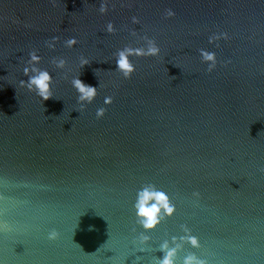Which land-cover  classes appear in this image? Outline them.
Masks as SVG:
<instances>
[{
    "label": "water",
    "instance_id": "water-1",
    "mask_svg": "<svg viewBox=\"0 0 264 264\" xmlns=\"http://www.w3.org/2000/svg\"><path fill=\"white\" fill-rule=\"evenodd\" d=\"M40 71L46 101L20 84ZM145 189L173 208L153 228ZM173 250L172 264H264V0H0V264H161Z\"/></svg>",
    "mask_w": 264,
    "mask_h": 264
},
{
    "label": "clouds",
    "instance_id": "clouds-1",
    "mask_svg": "<svg viewBox=\"0 0 264 264\" xmlns=\"http://www.w3.org/2000/svg\"><path fill=\"white\" fill-rule=\"evenodd\" d=\"M100 12L101 13H106L107 12V7L105 5H101L100 7ZM175 13L169 9L167 10V17H172L174 16ZM133 22H137V18L133 17ZM113 25L112 23L108 24V31L112 32ZM58 37H54L52 41L57 40ZM77 43V40L75 38H71L66 41V44L68 47H72ZM48 47H53V44L51 42H48ZM132 50H124L119 53V60L117 61L118 63V68L119 70L123 73L124 77L130 78L132 73L135 71L134 66L129 62L128 60V54H131ZM159 53V48L156 47L154 44L149 47L147 54L148 55H157ZM137 54H144L143 52H137ZM201 55L205 61H212V65L209 67V71L212 70V67L215 66V55L213 53H208V52H201ZM40 57L36 54L35 51L30 53V60L29 63L33 62H39ZM65 63L64 60L59 61L58 66H63ZM87 60L81 61V65L83 66L84 64H87ZM32 71H37L35 68L32 69ZM29 69L25 68L24 73L25 75H28ZM21 86L24 87L26 86L29 91H33V88L36 91V94L43 100L46 101L49 98H51V77L47 71H40L38 75H34L29 77V80L27 84H25V81L20 82ZM73 86L77 88V90L81 93L79 99L80 100H87L89 102L92 101V99L96 95V89L94 87L85 85L79 78L75 79L73 81ZM105 103L106 104H111L112 103V98L111 97H106L105 98ZM105 114V109L101 108L97 111L96 115L98 118L103 117ZM156 201V203H153L149 206V201ZM137 210H138V215L143 218V223L145 228H153L157 223H158V214L160 212L161 207L165 210L167 214H171L173 212V208L169 205L168 203V198L166 197L165 194L161 192H154V191H149L145 189L143 192L140 193L139 196V202L136 205ZM56 233L52 232L49 236V239H55L56 238ZM193 245L196 244L195 238H192ZM166 247V246H165ZM174 254V250L170 251L168 255L165 257V259L161 262V264H172L171 257ZM185 264H202V262L195 261L194 257H188Z\"/></svg>",
    "mask_w": 264,
    "mask_h": 264
}]
</instances>
